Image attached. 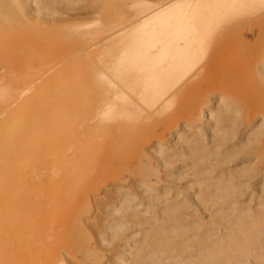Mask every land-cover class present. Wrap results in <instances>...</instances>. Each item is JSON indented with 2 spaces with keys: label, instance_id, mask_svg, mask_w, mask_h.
Here are the masks:
<instances>
[{
  "label": "bare ground",
  "instance_id": "6f19581e",
  "mask_svg": "<svg viewBox=\"0 0 264 264\" xmlns=\"http://www.w3.org/2000/svg\"><path fill=\"white\" fill-rule=\"evenodd\" d=\"M0 67V264H264V0H0Z\"/></svg>",
  "mask_w": 264,
  "mask_h": 264
},
{
  "label": "rangeland",
  "instance_id": "374dc122",
  "mask_svg": "<svg viewBox=\"0 0 264 264\" xmlns=\"http://www.w3.org/2000/svg\"><path fill=\"white\" fill-rule=\"evenodd\" d=\"M149 0H111V21H117L120 18L123 17V15L125 14V12L132 8V7H136V6H140L143 3L147 2ZM166 5L163 4L162 7ZM53 45H57L56 42L52 43ZM32 69H36L38 67H40V64H34L33 66H31ZM1 68V67H0ZM58 67H53V71L57 70ZM57 72V71H56ZM64 81L63 75H60L59 73L55 74V73H51L48 74L47 76H44L40 79H38L37 81L32 80L31 77L28 76H24L20 79V82L25 86H30L31 88L36 87L37 89H39V91H47V93L41 98L40 97V101H35V97L32 98L30 100L31 97V93L29 92H25L23 93L24 97H25V103H22L20 105V107H17V110H23L25 112H28L29 115H34L37 111H39V115L38 117L33 120V122H35L38 119L41 118H45L47 119L45 122H37L36 124V128H35V135L36 138L39 139L40 142V149L41 151L36 154L37 156L35 157L34 162H36L37 165H45L47 166L49 164V162L46 161H51V159H53V155L56 156L58 154V146L53 144L51 145V149L49 148H45L42 144H43V138L49 136L51 133H55L57 132V129L60 126L61 120L59 119V111L62 109L63 107V101L65 100V91L63 90L62 87V83ZM73 81V80H72ZM33 94V93H32ZM40 94V93H39ZM39 94H37L38 96H40ZM32 123V122H31ZM13 125L17 126L20 124L19 120H14L12 122ZM170 139V137H169ZM151 147V146H150ZM49 149V150H48ZM146 154H149L151 152L150 148H146L145 149ZM46 162V163H45ZM32 161L27 162L24 167V170H27L28 172L31 171L32 169ZM131 166H133L134 168L137 167L138 162L137 160H132L131 161ZM123 167V173L121 178L119 179V183L121 184H126L128 186H132V181H131V177L129 176L128 172L126 171L127 168ZM262 168H264L262 166ZM47 179L48 180H52L54 181L56 176V172L53 171L52 167L48 168V172H47ZM45 181V180H44ZM48 184V183H47ZM40 185L42 184H38L36 187H40ZM34 187V186H33ZM45 190H43V195L45 197H49L51 195H53L56 187H54L53 185L48 186L47 188H44ZM39 190V188L37 189ZM111 190V183L110 184H103L102 187V191L97 195V199L98 200H102L105 199V193ZM93 214V212H92ZM97 215V213H96ZM95 215V217H96ZM94 217V218H95ZM93 219L89 220V222H92ZM107 251V250H106ZM105 251V252H106ZM109 251H107L106 254V258L107 259L105 262H103V264H108L109 261L111 259V253L108 256ZM109 257V258H107ZM82 259L81 256H79V261Z\"/></svg>",
  "mask_w": 264,
  "mask_h": 264
}]
</instances>
